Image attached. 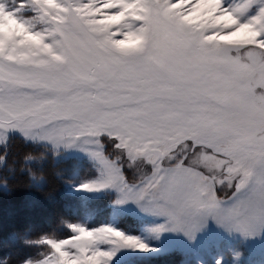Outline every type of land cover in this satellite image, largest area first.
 I'll return each instance as SVG.
<instances>
[{"label": "rangeland", "instance_id": "rangeland-1", "mask_svg": "<svg viewBox=\"0 0 264 264\" xmlns=\"http://www.w3.org/2000/svg\"><path fill=\"white\" fill-rule=\"evenodd\" d=\"M156 3L158 0H26L19 18L4 10V5L15 8L17 0H3L0 4V146L16 135L46 145L61 157L75 159V166L89 164L92 176L75 184L69 193L80 198L81 203L103 199L100 208L107 210L101 224L88 227L87 223L99 212L94 203L84 223L67 225L69 237L45 239L48 254L24 264H109L114 250L122 246L138 248L135 238L147 242L153 256L174 249L184 257V264H216L220 258L227 264H236L237 253L244 254V264H264V241L245 243L239 234H229L215 226L199 235L195 243L182 235L166 232L158 236L153 232L163 219L153 216V211L161 207L159 201L165 192L179 188L189 198L197 192L204 196L215 180L219 196H231L233 189L228 181L240 172L225 170V182L221 183V172L214 168L220 161L213 157L201 154L192 160L191 168L161 171L168 169L176 155L192 156L185 140L198 136L197 129L176 126L134 134L115 121H78L77 109L69 103L77 93L94 95L98 81L93 69L69 67L65 71L67 60L59 42L63 39L60 29L66 27L68 19L78 18L95 29L92 34L101 45L106 36L112 38L118 43L113 58L118 59L124 51L143 50V41L129 34L141 35L139 30L149 14L155 13L152 5ZM177 3V11L186 17L183 23L204 40L210 53L226 51L235 58L251 48L264 49V15L259 13L264 0ZM118 13H123L118 21L108 20ZM189 17H204L208 23L202 26L198 19L189 23ZM233 33L238 35L233 37ZM222 36L232 40L221 41ZM213 58L223 63V57ZM72 128L78 130L70 131ZM113 136L120 141L116 147L110 138ZM102 137L108 138L113 147L108 153ZM201 166L209 172L201 175L197 171ZM209 175L212 179H208ZM165 184L167 187H162ZM0 188L4 189V185Z\"/></svg>", "mask_w": 264, "mask_h": 264}, {"label": "snow or ice", "instance_id": "snow-or-ice-1", "mask_svg": "<svg viewBox=\"0 0 264 264\" xmlns=\"http://www.w3.org/2000/svg\"><path fill=\"white\" fill-rule=\"evenodd\" d=\"M25 4L26 0H17L15 8L4 5V10L19 18ZM178 7L177 0H158L152 5L156 11L146 18L141 35L129 34L143 41V50L124 51L118 59L113 58L118 43L106 36L101 45L92 34L95 29L70 17L60 29L65 71L69 67L93 69L98 86L94 95L77 93L69 103L76 107L78 121H115L134 134L176 126L197 129L198 136L185 140L192 156L176 155L162 172L191 168L192 160L201 154L220 161L214 168L221 172V183L225 182V170L240 172L228 181L233 189L230 198L219 196L215 180L204 196L197 192L189 198L179 188L165 192L159 201L161 207L153 211V216L163 218L153 228L158 236L170 232L195 243L199 235L215 226L239 234L245 243L264 241V49L251 48L235 58L226 51L210 53L204 40L185 26L186 17ZM259 13L264 15V8ZM122 15H112L108 20L118 21ZM220 39L231 41L232 37ZM214 55L223 57V63ZM110 138L116 147L120 141L115 136ZM197 171L205 175L209 169L201 166ZM135 239L138 248L114 250L109 264L114 260L119 264H149L153 248ZM173 251L169 249L168 254ZM237 256L236 264H244V254ZM216 264L227 262L220 258Z\"/></svg>", "mask_w": 264, "mask_h": 264}, {"label": "trees", "instance_id": "trees-1", "mask_svg": "<svg viewBox=\"0 0 264 264\" xmlns=\"http://www.w3.org/2000/svg\"><path fill=\"white\" fill-rule=\"evenodd\" d=\"M102 141L108 153L113 148L110 140L102 137ZM76 163L46 145L16 135L0 146V185H4L0 188V264L39 261L49 252L44 240L69 237L67 225L84 223L94 203L99 212L87 225L96 227L103 222L107 215L100 208L103 199L81 203L69 193L93 174L89 164ZM149 264H184V257L166 253L153 256Z\"/></svg>", "mask_w": 264, "mask_h": 264}, {"label": "clouds", "instance_id": "clouds-1", "mask_svg": "<svg viewBox=\"0 0 264 264\" xmlns=\"http://www.w3.org/2000/svg\"><path fill=\"white\" fill-rule=\"evenodd\" d=\"M197 19L201 21L202 26H203L204 24H207V23H208L207 19L204 18V17H189V18H188V22L191 23V22H193L194 20H197ZM6 255H7V254H6ZM5 264H6V262H5ZM18 264H24V262H23V261H19Z\"/></svg>", "mask_w": 264, "mask_h": 264}, {"label": "water", "instance_id": "water-1", "mask_svg": "<svg viewBox=\"0 0 264 264\" xmlns=\"http://www.w3.org/2000/svg\"><path fill=\"white\" fill-rule=\"evenodd\" d=\"M148 158V157H147Z\"/></svg>", "mask_w": 264, "mask_h": 264}]
</instances>
